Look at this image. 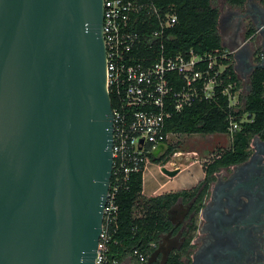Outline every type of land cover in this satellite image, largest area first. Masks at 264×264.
Listing matches in <instances>:
<instances>
[{
    "label": "water",
    "instance_id": "95a60500",
    "mask_svg": "<svg viewBox=\"0 0 264 264\" xmlns=\"http://www.w3.org/2000/svg\"><path fill=\"white\" fill-rule=\"evenodd\" d=\"M102 2L0 0V264H95L113 168Z\"/></svg>",
    "mask_w": 264,
    "mask_h": 264
},
{
    "label": "built area",
    "instance_id": "2783aa9c",
    "mask_svg": "<svg viewBox=\"0 0 264 264\" xmlns=\"http://www.w3.org/2000/svg\"><path fill=\"white\" fill-rule=\"evenodd\" d=\"M102 7L105 82L113 98L112 174L119 180L130 171L143 173L152 156L162 153L168 135L175 134L164 130L166 120L175 112L215 96L224 66L218 63L215 52L166 50L165 32L177 22L171 8L162 11L145 0H103ZM240 87L228 81L222 90L235 109L243 103ZM247 120L243 115L240 122ZM240 122L230 119L226 134L232 136ZM116 187L114 184L113 191L108 192L103 208L95 264L119 263L116 259L108 262L106 257L108 232L117 209ZM132 254L139 262L145 260L138 249H133Z\"/></svg>",
    "mask_w": 264,
    "mask_h": 264
},
{
    "label": "trees",
    "instance_id": "16d2710c",
    "mask_svg": "<svg viewBox=\"0 0 264 264\" xmlns=\"http://www.w3.org/2000/svg\"><path fill=\"white\" fill-rule=\"evenodd\" d=\"M160 10L172 9L177 22L165 32V48L171 53L215 52L218 63L224 68L220 74L222 80L216 94L211 99L194 101L175 112L165 122V132L178 134H215L227 133L230 119L240 122L242 116L247 121L240 122V128L231 136L230 145L218 150L204 167L203 181L209 174L221 166L243 160L248 154V143L253 135L264 139V66L255 68L247 78V91L241 96L242 107L235 109L229 105L227 96L222 93L228 81H234L236 88L241 86V79L233 68L232 54L221 44L218 30V7L214 0H145ZM264 5V0H259ZM226 4L239 7L245 0H225ZM151 27V26H149ZM147 29V27H146ZM251 27L247 35H252ZM225 53V56H221ZM111 102L113 98L110 96ZM174 146L168 144L165 151L151 161L164 165L173 152ZM125 178L115 179L111 175L109 191L114 190V203L117 206L115 221L109 228V240L106 246L107 261L113 259L121 262L138 249L145 256L150 254L159 234L166 229V212L178 197L185 196L193 189L166 192L156 196L142 194V173L130 171ZM206 189V186L204 187ZM135 209L140 212L136 216Z\"/></svg>",
    "mask_w": 264,
    "mask_h": 264
},
{
    "label": "flooded vegetation",
    "instance_id": "af4514ba",
    "mask_svg": "<svg viewBox=\"0 0 264 264\" xmlns=\"http://www.w3.org/2000/svg\"><path fill=\"white\" fill-rule=\"evenodd\" d=\"M218 11L223 44L239 46L261 36V46L244 45L238 51L237 56L250 60L241 64V73L249 75L253 65L264 66V29L256 28L264 24V12L251 0L239 7L223 4ZM251 27L254 32L248 36ZM247 150L243 160L218 167L207 181L203 171L190 187L197 189L170 206L167 227L153 248L161 244V250L150 264H264V139L253 135ZM148 256L139 262L128 254L118 264H144Z\"/></svg>",
    "mask_w": 264,
    "mask_h": 264
},
{
    "label": "rangeland",
    "instance_id": "374dc122",
    "mask_svg": "<svg viewBox=\"0 0 264 264\" xmlns=\"http://www.w3.org/2000/svg\"><path fill=\"white\" fill-rule=\"evenodd\" d=\"M213 4L220 7L221 5L223 6V4L225 5L226 2L225 0H214ZM260 42H262L261 36H257L251 44L254 48L258 47L261 44ZM241 79L242 87H240L239 92L243 94V92L245 93L248 89L247 77L244 76V78L241 77ZM235 101L236 99L234 98V102ZM230 141L231 136L226 133L169 134L165 142V147L162 149V153L165 151L168 144L174 146L176 151L171 154L169 160L164 165L152 161L146 163L143 171L144 194H152L162 183H164L162 191L189 186L195 179L201 177L202 171L204 170L203 165L211 160L216 151L227 148L230 145ZM162 166L168 169H174V167L182 169L174 176H168L161 171ZM134 214L139 216L140 212L135 209Z\"/></svg>",
    "mask_w": 264,
    "mask_h": 264
},
{
    "label": "crops",
    "instance_id": "0c3cea01",
    "mask_svg": "<svg viewBox=\"0 0 264 264\" xmlns=\"http://www.w3.org/2000/svg\"><path fill=\"white\" fill-rule=\"evenodd\" d=\"M251 2L252 3H254L258 8H259V10L261 11V12H264V5L262 4V3H260V1L259 0H251ZM218 30L220 31V29L218 28ZM219 34L221 35V33L219 32ZM221 40H222V35H221ZM251 40H253V39H251ZM244 45H251V41H249V40H245V41H243L242 43H241V45H239L238 46V48L240 49L241 47H243ZM222 46L226 49V50H229L230 51V47L229 46H227V45H225V44H223V41H222ZM232 54V53H231ZM232 60H233V68H234V70H235V72H236V74L238 75V77L241 79V77L242 78H244V76L245 77H249V75L248 74H243V73H241V71H240V66H241V64H244V63H249L250 62V60L247 58V57H245V56H237L236 55V58H234L233 57V54H232ZM241 76V77H240ZM242 80V79H241ZM248 88V87H247ZM189 165V164H188ZM173 168V167H172ZM181 169L182 168H179V171L178 172H180L181 171ZM177 174V173H176ZM203 171H202V175H201V177H198L197 179H195L194 180V182L192 183V184H190L189 186H187V187H181V188H177V189H170L169 191H162V188L164 187V183H162V184H160L159 185V187L155 190V191H153L152 192V194H149V195H146V194H144V192H143V183H144V178H143V173H142V194L144 195V196H147V197H150V196H156V195H159V194H162V193H166V192H175V191H178V190H182V189H190V187H192V186H194L195 185V183L198 181V180H200L202 177H203ZM159 190H161V191H159Z\"/></svg>",
    "mask_w": 264,
    "mask_h": 264
}]
</instances>
